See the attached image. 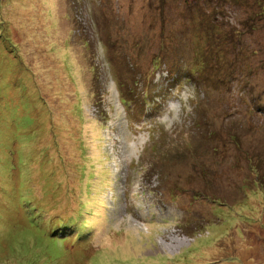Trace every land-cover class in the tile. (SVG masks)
Returning <instances> with one entry per match:
<instances>
[{"label":"rangeland","instance_id":"1","mask_svg":"<svg viewBox=\"0 0 264 264\" xmlns=\"http://www.w3.org/2000/svg\"><path fill=\"white\" fill-rule=\"evenodd\" d=\"M0 264H264V0H0Z\"/></svg>","mask_w":264,"mask_h":264},{"label":"trees","instance_id":"2","mask_svg":"<svg viewBox=\"0 0 264 264\" xmlns=\"http://www.w3.org/2000/svg\"><path fill=\"white\" fill-rule=\"evenodd\" d=\"M202 76L207 77L205 72L204 73L202 72ZM196 77H198V76H196ZM30 204H31V202H30ZM31 205H32V208H33L34 216H36V218H41L40 217L41 212H39L37 209H35L33 204H31ZM56 217H58V216L55 215L52 218L55 219ZM81 220H82V218H80L79 216L78 217L75 216L73 219L70 218V219H68L66 221H60V222L57 221L55 224L51 223L49 221L50 222V223L48 222L49 223V227H50L51 224H53V226L50 228L51 235L52 236H57V235H60V234L66 235L64 233H66L67 228H69L72 225L73 226L72 227V231H69L67 234L73 235V238H75V239L79 238V239H82V241H83L84 239L87 238V234H88L89 229H87L86 227L84 228V225H85L84 223H83V227L81 229L77 228V226H78V224H80ZM79 231H81V232H79ZM77 232H79L78 237H77V234H76ZM58 238L63 239V240L65 239V238H61V237H58ZM77 242H79V241H77Z\"/></svg>","mask_w":264,"mask_h":264}]
</instances>
